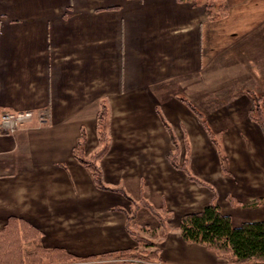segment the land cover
I'll use <instances>...</instances> for the list:
<instances>
[{
	"label": "crops",
	"instance_id": "crops-1",
	"mask_svg": "<svg viewBox=\"0 0 264 264\" xmlns=\"http://www.w3.org/2000/svg\"><path fill=\"white\" fill-rule=\"evenodd\" d=\"M207 1L0 0V232L15 218L40 231L46 248L74 255L95 253L94 244L107 253L134 250L139 243L127 217L133 201L145 200L172 211L165 234L146 208L133 221L157 231L143 237L155 242L160 264H229L181 236L182 216L201 212L214 193L170 162L173 152L179 165L188 156L184 144L173 146L163 119L181 142L186 127L189 169L215 185L234 226L264 221V133L249 117L253 102L245 92L259 95L264 109V0ZM189 76L216 140L180 99ZM173 81L176 95L168 91ZM104 105L113 134L102 174L128 197L97 188L76 158L83 130L87 143L98 142ZM21 111L46 117L36 114L14 134L1 128L4 112ZM113 127L138 133L117 135ZM224 183L243 206L259 200L258 207H242L237 219ZM93 207L100 209L99 234L89 225L71 235L79 218L91 222Z\"/></svg>",
	"mask_w": 264,
	"mask_h": 264
},
{
	"label": "trees",
	"instance_id": "trees-1",
	"mask_svg": "<svg viewBox=\"0 0 264 264\" xmlns=\"http://www.w3.org/2000/svg\"><path fill=\"white\" fill-rule=\"evenodd\" d=\"M251 98L253 103L250 110V119L257 123L264 133L263 99L260 97H256V99L253 96ZM190 108L202 119V114L197 112V109L195 110L192 106ZM108 121L109 110L104 105L98 116L99 150L89 156L85 155L86 136L84 133L82 134L80 143L77 145L76 158L91 173L97 188L122 193L128 197L123 188L108 184L102 174L100 161L109 152L111 146ZM163 122L171 132L169 123L165 119H163ZM171 137L178 149L175 137L172 135ZM169 160L176 168L182 169L190 180L195 181L199 185H206L190 171L188 157L183 165H179L178 155L173 152L170 154ZM208 187L211 188L210 185ZM141 208H146L158 219L161 231L164 234L169 229L167 220L172 215L169 210L166 208L157 210L145 200L139 203L133 201L132 213L127 217L126 228L129 234L139 243V247L119 253L145 255L144 257L148 258L151 256V258L153 257V261L158 262L159 251L156 248L155 242L139 234L140 231H147V228L140 227L133 222ZM179 230L186 242L205 246L214 251L218 257L227 260L230 264H264V221L244 223L240 227H235L232 218L224 215L220 206L214 200L201 212L183 216L180 221ZM31 242H34L36 245V250L42 252L41 259H46L44 257L45 254L50 257L62 254L73 259H80L79 256L71 254L62 248H46L43 245L42 233L40 231H37L23 220L13 218L6 229L0 232V264H36L39 252L33 253L29 250L27 245L31 244Z\"/></svg>",
	"mask_w": 264,
	"mask_h": 264
},
{
	"label": "rangeland",
	"instance_id": "rangeland-1",
	"mask_svg": "<svg viewBox=\"0 0 264 264\" xmlns=\"http://www.w3.org/2000/svg\"><path fill=\"white\" fill-rule=\"evenodd\" d=\"M207 2H209L208 4H207V6L208 7H214L213 5H217L218 6V4L219 3H221V6H223L222 5V0H208ZM211 4V5H210ZM221 16V15H220ZM206 74V73H205ZM192 78V79H191ZM174 81H177V80H174ZM173 81V83H172V87H169L168 88V91L172 94V95H176V94H178V93H180V87L178 86V87H176V85H175V82ZM185 82H186V84H183V85H186L187 86V94H180L179 96L181 97L180 99H181V101L187 106V108L193 113V115H195L196 117H197V119H198V121L201 123V126L203 127V129L205 130V132H207V134L209 135V137L211 138V140H213L212 138H215V132H214V128H212V126L210 125V122H209V120L207 119V116L204 114V113H202L197 107H196V105H195V87H196V80H195V78H193V76H189V79H187V80H184ZM199 81V80H198ZM175 87V88H174ZM182 90V89H181ZM168 92V93H169ZM245 92H246V94L248 95V97H254V98H256V97H259V95H257V94H255L254 93V91H252V90H245ZM169 93V94H170ZM169 94H166V95H164V96H162V97H164V98H168L170 95ZM252 99V98H251ZM257 99V98H256ZM190 106H192L193 108H195V110L197 109V112H200L202 115V119L201 118H199L198 117V115H197V113L195 114L192 110H191V108H190ZM42 111H37V112H35V114H40ZM158 112H159V110H158ZM135 113H137V112H135ZM209 113H211V111L209 112ZM249 117H250V112H249ZM38 119L40 120L41 118H39L38 117ZM196 120V119H195ZM31 122V121H30ZM205 123V124H204ZM107 125H108V130H109V134H110V136H111V134H113V131H112V133H111V123H110V120L107 122ZM206 125V126H205ZM197 127L199 128V125H197ZM117 130L118 131V133H117V135H119V134H122V132L120 131V130H123V129H130V128H122V127H119V128H114L113 127V130ZM166 129H167V127H166ZM182 129H183V139H182V141L183 142H181V138H180V136L178 135V133L175 131V129H174V127L172 126L171 127V132L167 129V131L172 135V136H174L175 137V139L176 140H179L178 142H177V144H178V146H183L182 144H184V147H186V152H187V156H188V159H189V161L191 160V150H192V148H191V146H192V144H191V141H190V139H187V135H188V132L185 130L186 129V127L185 126H182ZM131 130V132H130V134H132V133H134V136L138 133V131H137V127H134V128H131L130 129ZM208 130V131H207ZM85 133V136H86V143H85V148H84V150H85V155L86 156H89V155H91V154H93V153H95V152H97L98 150H99V148H100V143H99V138H98V142L95 140L94 142H89V143H87V134H86V131L85 130H83L82 131V133L81 134H84ZM98 134V133H97ZM182 134V133H181ZM123 135V134H122ZM186 137V138H185ZM172 138V137H171ZM174 139V140H175ZM215 140H216V138H215ZM214 142V141H213ZM220 143V145H222V139H221V141H219ZM110 144H111V140H110ZM172 144H173V146H177V145H175V143L173 142V139H172ZM111 147V146H110ZM87 153V154H86ZM118 160V158L116 157V158H111L110 159V161H112V162H115V161H117ZM221 173L223 174V177L225 178V179H229V177L231 178V177H234V176H232V174H231V170H221ZM194 174V176L196 177V178H198L199 180H201L203 183H205L206 185H199V184H197L195 181V184H197V185H199V186H204V187H207V188H209L210 190H212V192L214 193V196H213V198H212V200H214L217 204H218V202H217V190H216V187H215V185L213 186V184L212 183H209L206 179H204V178H201L200 176H198L197 174H195V173H193ZM225 184V187L224 188H222L223 190H224V195H225V200L227 201V202H229L230 204V206H231V204L233 205V207H235L236 208V213H235V217H237V219H242L243 218V208L242 207H248V206H252V207H256L257 205H259V200H257V201H255V202H252V203H247V204H245L244 206H243V204H241L240 202H238L236 199H235V197H234V195H231L227 190H226V186H227V184L226 183H224ZM211 186V188L210 187H208V186ZM219 205V204H218ZM228 205V204H227ZM220 206V205H219ZM232 207V208H233ZM258 207V206H257ZM221 208V207H220ZM141 210V209H140ZM139 210V211H140ZM222 210V209H221ZM99 211H100V209H99V207H93L92 208V213H91V215H92V217H91V222H87V223H85L84 222V218L85 217H82V218H79V220L80 221H77L76 222V224H75V228H74V230L72 231V233H71V235L72 234H76V235H82L83 234V232H84V230H89V228H87L86 229V226H89V225H91L90 227H91V230H92V232H94V233H96L97 235L99 234V230H100V218H99V216H98V214H99ZM138 211V212H139ZM187 211V210H186ZM185 211V212H186ZM172 212V211H171ZM150 213V212H149ZM223 213V212H222ZM189 214H192V213H189ZM185 215H187V214H185ZM185 215H183V216H185ZM225 215V214H224ZM182 216V217H183ZM86 217H88V216H86ZM171 217H172V215H171ZM77 220H78V217H77ZM242 226V225H241ZM141 227V226H140ZM142 227H144V228H147L146 230L147 231H140L139 232V234H141V236H146V237H148V236H150V234L151 235H155L156 233H157V231H155V230H153V229H151L150 227H146V226H142ZM155 231V232H154ZM33 243V244H32ZM28 246V248H29V250L31 251V252H39L38 253V255H37V259L38 260H36V264H160L159 263V261L158 262H155V260L153 261V257L151 258V256H150V258H148V257H144L143 255H130V254H128V253H126V254H120L119 252H121V251H111V252H105V251H101V250H99V244H94L93 245V250H95L96 252L95 253H93V254H86V255H76V256H79L80 257V259L78 260V259H73V258H71V257H68V256H66V255H62V254H57V255H52L51 257L50 256H47L46 254L44 255V257L46 258L45 260L44 259H41V257L40 256H42V252L41 251H39V250H36L35 249V247H36V245L34 244V242H31V244H28L27 245ZM123 251H126V250H123ZM129 251V250H128ZM56 256V257H55ZM38 262V263H37ZM230 264V263H229Z\"/></svg>",
	"mask_w": 264,
	"mask_h": 264
},
{
	"label": "built area",
	"instance_id": "built-area-1",
	"mask_svg": "<svg viewBox=\"0 0 264 264\" xmlns=\"http://www.w3.org/2000/svg\"><path fill=\"white\" fill-rule=\"evenodd\" d=\"M36 114L34 111H21V112H4L1 116V128L10 134L16 133L26 123L32 121ZM40 120L43 121L46 117L45 112L38 114Z\"/></svg>",
	"mask_w": 264,
	"mask_h": 264
}]
</instances>
